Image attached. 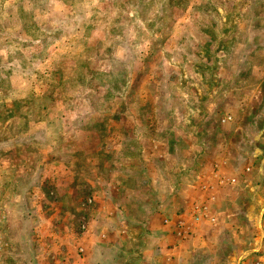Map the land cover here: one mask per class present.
I'll return each instance as SVG.
<instances>
[{
  "label": "rangeland",
  "instance_id": "obj_1",
  "mask_svg": "<svg viewBox=\"0 0 264 264\" xmlns=\"http://www.w3.org/2000/svg\"><path fill=\"white\" fill-rule=\"evenodd\" d=\"M11 1L0 0V6L5 9L9 7ZM163 1L150 0L153 12L149 15V19L142 21L146 33L141 25L138 27L130 23L127 28L130 37L126 36L122 39L120 31L123 30L122 25L125 27L126 24L125 15L129 16L130 12L127 9L124 13L123 6L112 0H92L90 3L84 0L78 9H75V0H28L26 3L30 4L29 8L34 9V12L27 11L22 14L23 23L31 24L37 30L26 29L19 34L20 37H33L36 41L56 46L55 52L50 56L52 62L46 67L49 73L53 74L51 85L54 89L51 94H55L54 98L66 105L65 111L72 110L73 115L90 117L86 125H91L89 124L91 122L102 125L101 133H104V137H100L102 139L100 145L102 148L112 147L117 151V155H105L101 158L107 162L116 160L115 164L119 166H136L137 164L135 159L137 153L129 156L128 150L121 151L119 147L121 138L135 139L134 122L130 117L136 119H140L141 116L153 117L154 122L149 126L154 132L164 127L160 118L162 119L168 109L170 111L167 113L170 112V116L173 117L172 121L176 124L182 121V118L187 120L192 116L189 113L188 101L194 103L195 97L188 98L190 99L188 101L186 96L181 97L182 101L177 97H171L172 93L167 90V85L160 83L158 77H162V80L169 78L166 79L169 81L177 74V78L182 81L180 83L186 87H193L196 95L199 96L196 85L203 81L200 74L204 71V66L201 64L206 61L208 67L212 69L210 73L212 77L210 76V82L206 85V88L210 89L207 97L209 96L208 98L212 100L209 104L211 107L216 104L220 108L218 103L221 95H224L225 105H228L227 108L223 106L217 110V119L223 116H230L232 119L242 117L247 108L242 103L236 104L237 100L252 101L255 108L264 105V0H175V6L165 16L160 17L157 12ZM36 9L37 11L41 9L42 13H37ZM5 15L4 10L0 11V22L4 20ZM113 21H115L116 28L109 42V46L114 50L112 54L122 63L126 58L138 56V59L130 63L132 69L135 71L137 69L136 76L130 74L123 79L116 77L118 87L110 91L109 97L107 95L109 90L105 92L101 90V100H104L105 104L93 100L94 103L90 104L92 110L88 111L80 106L74 110L67 104L76 103L77 99L81 98L77 96L80 94L84 96V92L77 86L71 85L73 84L72 74H63L64 70L72 64L86 63L90 66L93 59L81 55L82 50L93 47L95 42L102 46L103 39L98 38L96 41V36L100 33L98 30L104 27V23ZM201 29H207L219 38L216 44L218 48H214L216 50L214 53L210 52L208 43L201 36L203 35ZM141 33L145 34V38L149 37L148 42L144 38L141 39L139 35ZM101 35H104V31ZM67 51H70L69 55H66ZM108 62L113 63L108 60V55L102 56V61L95 63L99 67L94 70H98L102 73L101 75L108 74V71H112L104 65ZM127 62L126 60L123 66H128ZM35 70L38 74L35 73L34 82L37 87H41L44 83L41 71L44 68H40L37 63L30 60L25 63L23 75H33ZM195 70H197L196 77L193 75ZM89 71L85 69L84 73L87 74ZM86 74H81L80 80L83 81ZM112 75L111 73L107 77H102L101 81L108 85L107 82L114 78ZM99 76L95 75L97 78ZM125 79L128 80L125 81ZM11 80V84L16 87L19 85L18 80L22 79L17 76ZM254 85H256V92L253 93ZM184 86H175V88L181 91L185 89ZM118 94L121 95L118 96ZM14 95L16 98L21 96L17 93ZM214 96L216 98L212 99L211 97ZM181 103L183 106L180 105ZM183 108H188L184 114ZM59 110L62 112L61 108L54 106L52 109L48 108L47 111H38L32 116L35 121H31L29 116L27 118L20 114L19 110L17 114L14 111H6L8 115L4 123L6 129L1 132H4L6 137L18 136L15 143L21 142L23 145L19 148L24 149L22 151L17 149V153L15 151L4 158L1 162L3 168L8 171V168L14 169V165L19 160L18 157L28 154L27 156L32 159L38 155L39 162L42 164L48 160H53V162L58 160L55 171L59 180H64L66 176L69 178L77 176L81 179L80 184L75 183L72 186L65 183L62 185L63 181L59 180L54 186L37 185V188L34 187L23 194L25 203H28L26 211H30V217L33 220L22 222L21 235L15 231L18 229H14L11 216V219L6 222L9 231L15 233L12 241L15 245L20 244L21 257H29L37 264H89V261L94 259L97 264L148 263V260L142 259V254L139 252V245L144 242L141 237L142 229L137 224L136 212L131 211L132 213H129L127 218L125 210L131 208L132 199L139 200L149 196L148 202L154 201L153 197H156V194L153 196L151 192L156 193V189L159 197L164 193L165 196L174 195V203L183 200L188 191L184 185L185 182L181 183V189L178 186L179 182L174 185V178L179 176L175 169L181 165L187 166L190 161L184 156H174L173 158L166 157L163 163L158 164L151 157L143 156L147 165L152 162V164L160 165V169L152 166L149 170L148 177L152 181L150 187L147 188L148 193L144 190H135L133 191L135 195L128 198L123 194L124 189L121 190L123 193L121 191L114 193L110 190L112 197H104L103 193L108 191L110 185L112 187V184L116 182L127 185L125 178L118 180L116 173L119 170L112 162L108 163L109 165H102V168H95L90 164L91 161L88 163L87 160L82 167L80 165L81 155H70L74 151L72 148L74 144L69 134L71 131L68 130L70 125L66 124L67 120L61 119L62 113ZM83 111L85 113L94 111L95 113L93 115L83 114ZM213 112V116H216L215 110ZM249 113H252V110ZM259 121L264 122L263 118ZM263 122L262 126H264ZM185 125L187 127L189 122L187 121ZM0 127L3 128L2 124ZM167 127L176 131L172 122ZM245 127L246 137L245 141H242L238 138L244 127L240 130V125H235L233 130H223L220 125L213 122L214 138L210 140L212 146L209 155L215 159H223V161L229 158L228 168L231 173L226 178L236 179L232 186H219L216 183L219 188H228L220 194L217 192L216 196L220 204L214 214L218 216L221 211L230 215L231 218L245 217L244 220L238 218L242 226L233 229L234 235L231 233L233 230L230 231L228 228L222 230L220 243L227 245H222L223 254L231 255V257L234 255L236 259L239 253L233 249L239 248L244 255L240 261L249 259L246 264H264V237L262 238V234L259 236L260 229H264V222L260 227L257 223V217L264 216V154L262 157H255L246 153V148L236 149L237 143L241 147L251 144V140L249 142L246 140L252 139L250 126ZM60 130H63L65 134V141L61 143L58 140ZM220 136L225 139H221ZM148 140H139L141 148L147 150L154 145ZM8 141L14 140L8 138ZM53 142L56 143L55 149ZM261 142L264 143V138ZM178 146L180 150H184V145L179 144ZM66 151L69 153L67 159L70 164L68 166L65 163L66 156H63ZM260 151L264 153V150ZM156 152L160 153L158 150ZM236 152L239 156H232L236 155ZM130 157L133 158L130 159ZM76 165L81 169H76ZM217 168L213 165L211 172L215 182L216 177H225V173L219 169L217 171ZM183 179L187 180V177ZM197 201L199 200L194 196L190 199L189 206L187 204L182 209L179 208L177 214H182L186 208L189 214V209L193 205L206 204L209 206L205 201L201 203ZM30 234L34 238L30 239ZM259 239L263 240L261 248L257 247ZM98 247L102 248L100 253L95 255L90 252V249L97 250ZM84 248L89 251L85 252ZM225 264H237V262L229 260Z\"/></svg>",
  "mask_w": 264,
  "mask_h": 264
},
{
  "label": "crops",
  "instance_id": "obj_2",
  "mask_svg": "<svg viewBox=\"0 0 264 264\" xmlns=\"http://www.w3.org/2000/svg\"><path fill=\"white\" fill-rule=\"evenodd\" d=\"M83 1L84 0H75V9H78L80 3ZM87 1L90 3L92 0ZM112 1H114L116 4H121V6H123L124 13L127 12V9L130 12L129 16L126 15L124 18L126 24L122 30L123 35L121 36V39L123 37L126 38V36L128 38L130 37V35L127 33V28L129 27L130 23L138 25V27L141 25L143 29L144 26L142 25V21L149 19L148 8L147 10L141 9V11H136V9L133 7V4L129 3L131 1L134 2L133 0ZM26 2H28V0H12L9 7L3 9V7L0 6V11L4 10L6 13L4 20L0 22V124L3 126V128L0 127V264H37L35 260H30L29 257H21V252H19L21 250L20 244L15 245L14 241H12L15 233H11V231H9V227L6 225V222L8 219H11V216L14 229H18L15 231L19 232L18 234L21 235L22 232L20 230L22 222L24 223L26 220H33V218L30 217V211H26V209H28V203H25L23 194L26 193V191H30L34 187L37 188V185L45 184L54 186L55 182L59 180L55 171V166L58 165V160L53 162V160L47 159L48 161L42 164L39 162V158L37 157L38 155L34 156L32 159L27 156L28 154L24 155L23 157L21 156L20 158L18 157L19 160L14 165V169L8 168L9 171L2 167L1 162H3L4 158L12 155V153H14L17 149L20 151L24 149L19 148L23 145L21 142L17 141L15 143V140L18 139V136L6 137L4 132H1L6 129V127H4V123L6 122V118L8 116L6 115V111H14L17 114L19 110L20 114L26 116L27 118L29 116L31 121H35L32 119V116L35 115L34 113L44 110L47 111L48 108L51 107L52 109L54 106L61 108L62 112L59 110L62 113L61 119L67 120L66 124L68 126L70 125L68 130L70 129L71 131L69 134L74 144L72 147L74 151L70 153V155H81L80 165L82 167L85 165L84 162H87V160L88 163L91 161L90 164H92V167L95 168H102V165H107L108 163L112 162L114 166L118 167L119 171L116 173L118 180L125 178L124 181L127 183V185L120 182L112 184V187L110 185L108 191L103 193L104 197H112L110 190H112L114 193H117L118 191H123L124 189V193L122 191L121 192L128 198H131L135 195L133 193L135 190H144L146 193H148L147 188L150 187V183L152 181L148 175L152 166H156L157 169H160V165L158 164L163 163L166 157L173 158L174 156H184L190 161V165H181V167H177L175 169L179 173V176L174 178V185H176V182H179L178 186L180 188V186H182L181 183L185 182L184 185H186L185 187L188 191L187 194H185V198L183 200L174 203V195L165 196L164 193H162V195L159 197L157 194L158 190L156 189V193H154L155 191L151 192L153 196L156 194V197L152 196L155 199H153L154 201L149 203V196L139 200L132 199L130 201L131 208L129 210H125L127 218L129 213H132L131 211L136 212L137 224L139 227H141L140 229H142V233H140L144 242L143 244L141 242L139 245V252L142 254V259L148 260V263L146 264H225L228 263L229 260H235L237 264H246L249 259H243L240 261L244 255L239 248L233 249L235 252L239 253L236 256V259H234V255L231 257V255L225 256L223 254L224 247H222V245H227L226 243H220V235L222 230H226L228 228L230 231H232L234 228H238L239 226L241 227L242 223L238 222V218L240 217V219L244 220L245 217L239 216L231 218L229 217L230 215L221 211H219L218 216L217 214H214L215 209H217L218 205L220 204L219 198H217L216 194H220L228 187L219 188V186L216 185L215 178L211 173L213 170V165H215L216 168L218 167L216 169L217 171L219 169V171L225 173V177H227V175L231 172L228 168V165L230 164L229 158L226 159V161H223V159H215L209 155V150L212 146V141L210 142V140L214 138L213 122H215L217 125H220L223 130H233L235 125H240V130L242 127H244V130L240 132L238 138L242 141H245L244 139L246 137L245 126H250L249 128L251 129L252 139L246 140L247 142L251 140V144L247 143L248 145H242L244 147H241L237 143L236 149L246 148V153L252 156L254 155L255 157H262V154L264 153H262L260 150H264V143L261 142V139L264 138V126H262L263 121L261 122L259 119L263 118L264 120V115H262V112L264 111V105H259L255 108V105L252 103V101L244 100L240 102L237 100L236 104L242 103V105L247 108V111L244 112L242 117L232 119L230 116H223L220 119H217V110H220L223 106H226L224 99L225 97L224 95H221L220 101L218 103L220 108H218V105L216 104H214L216 107L214 105L211 107L209 104L212 102V100L208 98L209 96L207 97L210 89H207L206 85H208V82H210L209 80L212 77V74H210L212 69L208 67L209 65L206 63V61H204V64H201L204 66V71L200 74V77L203 81L196 85L199 91V96L196 95L195 89L193 87H186L180 83L182 81L177 78V74L172 76V80L169 81H166V79L169 78L162 80V77H158L160 83L167 85V90L172 93L171 97H177L179 100H181V97L186 96L187 101L190 100L191 97H195L194 103L188 101V104L190 105L188 107L190 108L189 113H191L192 116L187 120L186 118H182V121H178L176 124L174 121H172L173 117L170 116V112L167 113L170 111V109H168L166 114L163 115L162 119L160 118L161 122L164 123V127L159 128L154 132L149 126L150 123L154 122V119H152L153 117L148 116L147 118H144V116H141L140 119L130 117V119L134 122L135 139H131L129 137L121 138L119 140V147L121 148V151L128 150L129 156H133V154L137 153L135 156V159L137 160L136 166H119L115 164L116 160H108L107 162L101 157L111 154L117 155V151L112 147H101L100 143L102 139H100V137H104V133H101L102 125L95 122L89 123L91 125H86L88 124L86 122L90 117L87 118L85 115L78 114L73 115L72 110L65 111L66 105H64L62 101H57L54 98L55 94H51L54 89V86L51 85V76L53 74L49 73L46 67H48L52 62L50 56L55 52L56 46L39 40L36 41V39L33 37L26 36V38H22L19 36V34L24 32L26 29L32 28L34 31L37 30L35 27L31 26V24H24L22 18L19 15V12H34V9L29 8L30 4ZM170 2L171 3L168 5V10L166 13L170 11V9L176 4L175 0H170ZM128 3L130 7H128ZM150 8V11L153 12L152 7ZM36 12L39 14L42 13L41 9L38 11L36 9ZM96 16L97 15L95 14V17ZM115 21L107 24L104 23V27L102 29L99 28L98 31L100 33L98 36H96V41L98 38L102 39L103 35L101 34L103 31L105 34L106 30H112L113 27L116 28L114 25ZM101 22H103L102 18ZM144 29L143 31L146 33ZM139 35L142 37L141 39L144 38L148 42L149 37L145 38V34L143 35L142 33ZM109 42L105 45V48L109 47ZM97 47L101 48L100 44H96L95 42L93 47L82 50L83 54L81 53V55H83L85 58L90 57L93 59V61L89 64L90 66H88L86 63L82 65L72 64L64 70L63 74H72L71 80L73 84L71 85L75 87L77 86L79 90H83L84 92V96L81 94L77 96L81 98L77 99L76 103L71 102L70 104H67L72 106L74 110H76L78 106H80V108L87 109L88 111L92 110L90 104L94 103L93 100L97 103L101 102V104H105L104 100H101V90H104V92L105 90H109L107 93L109 97L111 94L110 91L116 90L118 87V83L116 85V77L123 79L126 77V75L130 74H134L136 76L137 69L136 71L135 69H132L130 67V63H132L134 59H138V56L126 58L128 61V66H123L126 60H124L122 63V61L114 57L112 54L114 52L113 47H111L112 50L107 53H98V51L95 50ZM68 52L70 51H67L66 55H69ZM104 55H108V60L113 62L104 64L107 68H109V70L111 68L112 71H108V74L103 73V75H101L102 73H99L98 70H94V68L99 67V65L95 63L102 61V56ZM15 59H17V62H15ZM29 60L37 63L40 68H44V70L41 71V77L44 79V83L41 85V87H37V84L34 82V76H36L35 73L38 74L36 70L34 71L33 75H23L24 64ZM128 67L129 69H127ZM85 69L90 70L89 73H84ZM197 70L194 71V76H197ZM111 73L113 74L112 76H114V78L109 80L107 82L108 85H106L101 81L102 77H107ZM81 74H86V76L83 78V81L79 78ZM95 75L100 76L97 78ZM17 76L22 80H18L19 85L15 87L11 84V79L16 78ZM126 80L128 79H125V81ZM160 83H158V85ZM175 86H184L185 89L178 91ZM253 88L254 93L256 92V85H254ZM14 93H17L21 96L16 98ZM120 95L121 94H118V96ZM211 98L215 99L216 97L214 96ZM180 105L183 106V103ZM227 107L228 105L226 108ZM187 109H182L183 114L187 111ZM214 110L216 116H213ZM251 110L252 113H249ZM94 113V111L87 113L83 111V114L93 115ZM214 117L216 119H214ZM187 121L189 122V125L185 127ZM171 122L173 124V128L176 129V131L167 127V125ZM19 125H22V123H19ZM16 129L19 128L16 127ZM177 129H179V132H177ZM64 135L65 134L63 130L58 132V140L60 143L65 141ZM8 138H12L14 141L10 142L8 141ZM220 138L225 139L223 136H220ZM140 139H149L148 141L153 142L152 144L154 145H152V149L149 148L146 150L141 148L139 144ZM179 144L184 145L185 151L180 150L178 146ZM53 146L55 149L56 143L53 142ZM136 150H138V152H136ZM156 150H158L160 153H157ZM15 153H17V151ZM237 154L239 153L236 152V155L232 156H239ZM63 156H66L65 163L68 166L70 164V161L67 159L69 153L66 151ZM143 156L146 158L151 157L152 160H155L158 162V164H152V162L151 164L147 165V162ZM132 158L133 157H130V159ZM76 169L81 168L76 165ZM161 171L163 172L162 169ZM184 177H187V180L183 179ZM80 180L81 179L77 176H71L70 178L69 176H66L64 180L59 181H63L62 185L66 184L68 186H72L75 183L80 184ZM82 182H84V180H82ZM194 196L200 201V203L205 201L207 204H209V210L213 214L215 222L213 225H211L204 221L199 224L189 226V229L182 227L179 228L181 235L177 234L178 229L175 227L176 224L179 222L187 225L190 221L189 214L186 212L187 208L184 210L185 212L179 215L177 214V210L179 208L182 209V207H185L187 204L189 206L190 199L194 198ZM222 200H224V198H222ZM170 206L172 207L170 208ZM11 212L12 214L10 215ZM257 220L259 227L262 226L261 223L264 222V216L262 217V215H260L257 217ZM186 231L189 234L185 233L182 235L181 232ZM263 231L264 229H260L259 231V236L262 234V238L264 237ZM231 233L234 235L235 231L233 230ZM29 237L30 239L34 238L31 237V234ZM262 244L263 240L259 239L257 247L261 248ZM83 250H85V252H87V250L89 251V249L86 250V248ZM101 251V247H98L97 250H95V248L90 249V252L95 255ZM89 264H97V261L94 259L93 261H89Z\"/></svg>",
  "mask_w": 264,
  "mask_h": 264
},
{
  "label": "trees",
  "instance_id": "obj_3",
  "mask_svg": "<svg viewBox=\"0 0 264 264\" xmlns=\"http://www.w3.org/2000/svg\"><path fill=\"white\" fill-rule=\"evenodd\" d=\"M118 1H124V0H118ZM133 1L134 2L131 1L129 3L130 4H133V7L136 9V11H141V9L147 10V8H148V11H149L148 15H151L152 14L151 11H150V0H138V1L137 0H133ZM129 3H128V5H129ZM170 3H171L170 0H165L162 3V5L159 7L157 13L159 14L160 17H163V16H165L168 13V12L166 13V11L168 10V5H170ZM128 7H130V5ZM22 14H23V12H19V15H20L21 18L23 16ZM122 28H124L123 25H122ZM207 29H201V32H202L203 35H201V34L200 35L202 37H204V39L208 43V48L210 49V52L214 53L216 51V50H214V48H218V47H216V44H217V41L219 40V38L215 37L217 35H214L211 31H208ZM114 30H115V28L113 27L112 30L109 29V30H106L105 31V34L102 36L104 47H103V45L102 46L100 45L101 48L97 47L95 49L96 51H98V53H100V52L101 53H107V52H110L112 50L111 46L105 48V45L113 37V33L112 32H114ZM122 35H123V33L120 31V36H122ZM220 46H221V48H223V45L222 44ZM108 49H110V50H108Z\"/></svg>",
  "mask_w": 264,
  "mask_h": 264
},
{
  "label": "built area",
  "instance_id": "obj_4",
  "mask_svg": "<svg viewBox=\"0 0 264 264\" xmlns=\"http://www.w3.org/2000/svg\"><path fill=\"white\" fill-rule=\"evenodd\" d=\"M236 179L234 177L231 178H226V177H216V183L221 186V185H233L235 183ZM189 224L185 225L182 223H178L176 225V229H178L177 234H180L179 228H185L189 229V226L199 224L201 222H208L209 224L213 225L215 222V218L213 214H211L209 210V206L206 204H197L193 205L189 209ZM182 235H184L186 232H181ZM189 234V233H188ZM181 235V234H180Z\"/></svg>",
  "mask_w": 264,
  "mask_h": 264
}]
</instances>
